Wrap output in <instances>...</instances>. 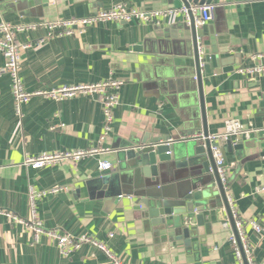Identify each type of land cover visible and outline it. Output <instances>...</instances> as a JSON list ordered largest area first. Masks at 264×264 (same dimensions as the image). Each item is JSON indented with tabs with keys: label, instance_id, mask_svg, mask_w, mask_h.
I'll use <instances>...</instances> for the list:
<instances>
[{
	"label": "crops",
	"instance_id": "crops-1",
	"mask_svg": "<svg viewBox=\"0 0 264 264\" xmlns=\"http://www.w3.org/2000/svg\"><path fill=\"white\" fill-rule=\"evenodd\" d=\"M115 5L147 12L174 8L170 0H0V23L42 25L88 17ZM210 5L213 18L206 24L207 35L197 39L199 52L215 56L232 70L202 77L206 128L209 135H222L224 121L237 120L250 133L248 140L235 139L244 143L241 151L221 150L224 163L231 165L227 195L244 222L253 262L264 264V236L248 226L253 221L264 227V192H259L264 188V81L237 73L255 64L254 55H262L264 62V0H214ZM183 30L177 23L133 20L101 23L75 37H50L41 26L17 34L20 77L28 92L110 78L124 82L105 138L97 96L63 101L35 97L18 117L0 53V264H113L89 245L68 258L45 238L32 245L24 226L1 214L28 220L29 188L57 187L62 191L35 202L44 228L96 239L119 264H236L229 243L234 230L216 191L203 211V225L195 219L199 212L187 220L186 237L177 235L171 222L152 224L133 196L143 185L156 192L177 186L185 190L202 176L210 179L211 173L200 174V167L176 169L171 161L152 182L149 172L124 157L133 141L172 139L169 149L176 155L185 142L181 137L202 134L193 49ZM92 147L109 152L38 170L23 165L25 157ZM176 157L178 162L185 159ZM100 161L109 162L111 170L100 172Z\"/></svg>",
	"mask_w": 264,
	"mask_h": 264
},
{
	"label": "built area",
	"instance_id": "built-area-1",
	"mask_svg": "<svg viewBox=\"0 0 264 264\" xmlns=\"http://www.w3.org/2000/svg\"><path fill=\"white\" fill-rule=\"evenodd\" d=\"M213 11V5H205L199 8L192 7L190 9L184 7L180 9L168 8L148 12L127 8L125 5H115L108 10L98 11L94 15L88 17L51 21L42 25L14 26L9 23L1 22L0 53L5 60L3 72L10 79V93L13 99V107L16 115L21 117L22 107L35 97H42L53 101H63L64 99L72 98L77 95L97 96L104 116L103 138H105L111 132L113 119L112 112L113 109L120 103L119 91L124 85L122 80L110 78L107 81L96 84L76 85L71 87L62 86L51 90L28 92L26 91L20 77L21 48L16 42L17 34L25 30H34L41 26V28L48 32V36L50 37H75L78 34L84 33L86 28H90L101 23H130L133 20L151 24H160L162 22L167 24L184 23L186 25H190V14H192L194 25L198 28L206 25L212 20ZM252 60L255 62L253 66L239 68L237 73L248 79H261L264 81V62L262 61V55H254ZM223 128L224 132L222 135L208 136L210 143H215L219 138H233L234 140L240 138L248 140L250 138V133L245 131L243 126L237 120L224 121ZM180 139L181 141L186 142L192 140L202 141L204 138L202 134H197L193 136H184ZM163 143L165 146L170 148L173 140L166 139ZM211 151L217 169V174L226 193L228 207L234 222L236 234L229 237V243L232 247L235 262L236 264H255L245 239L244 222L240 219L238 213L236 212L232 199L229 195H227V173L231 165L227 166V164L224 163L222 151L219 148L213 147L211 148ZM108 152V148L92 147L86 150H67L54 153H42L35 157H25L23 165L26 169L38 170L47 166H54L62 162L78 163L82 160L95 158ZM111 168V164L107 161H100L98 163V170L100 172H109ZM61 191L62 189L58 187L48 191H34L29 188L28 204L30 208V216L28 220H23L10 212L1 214L8 218L12 223L14 222L23 225L25 230H27L30 234L32 245L38 244L41 241V238H45L50 243L55 245L59 254L64 258L70 257L83 245H89L90 247L104 253L107 259H109L113 264H119V262L108 251L106 246L96 239L83 235L76 237L69 234H60L56 231L46 230L44 228L41 221L37 218L35 212V202L47 195L54 196ZM259 192H264V188L260 189ZM248 224L256 235L260 237L264 236V227L253 221L248 222ZM109 236L112 237V235Z\"/></svg>",
	"mask_w": 264,
	"mask_h": 264
},
{
	"label": "water",
	"instance_id": "water-1",
	"mask_svg": "<svg viewBox=\"0 0 264 264\" xmlns=\"http://www.w3.org/2000/svg\"><path fill=\"white\" fill-rule=\"evenodd\" d=\"M175 9L182 7L190 9L192 7H202L210 5L214 0H170ZM183 26V31L187 33L193 49L194 71L200 95V107L202 113V141L192 140L184 142L181 150L176 153L175 150L171 155L170 149L164 145L160 139H141L139 142L133 141L127 145V150L124 151V157L127 160L135 161L136 166L145 173L149 172V180L154 182L159 175L166 168L168 163L174 161L176 169H183L186 167L194 168L200 167L199 173L209 175L210 179H204L203 176L198 178L196 182L185 186V190L180 187L170 190H162L156 192L153 187L146 185L137 188L134 197L137 203L141 205L144 214L148 216L155 225H166L171 222L175 229V233L183 234L185 237L188 233L187 220L194 212H199L195 219L199 225L204 223L203 211L206 205H210L214 198V192L220 196L223 207L226 209L235 232L234 222L231 217L230 209L227 203L226 193L220 183L217 169L214 163L211 148L217 147L223 152L241 151L244 147L242 141H235L233 138L223 139L219 138L215 143H210L208 140V131L206 128V116L204 111V103L202 99V77H210L219 72H230L232 68L227 67L224 61H219L215 56L201 54L199 52L198 41L202 35H207L206 25L196 27L193 22L192 14H190V25L184 23H177ZM264 105V102H263ZM221 150V151H222ZM123 155V154H122ZM176 156H180L182 161H175ZM124 157L120 156V160ZM157 178V179H156ZM211 186H214L212 188ZM184 224V225H183Z\"/></svg>",
	"mask_w": 264,
	"mask_h": 264
}]
</instances>
